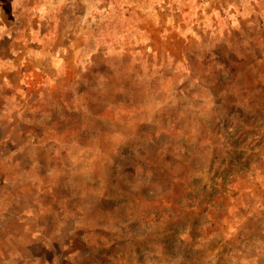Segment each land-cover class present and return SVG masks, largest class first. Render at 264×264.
Wrapping results in <instances>:
<instances>
[{"label":"rangeland","instance_id":"rangeland-1","mask_svg":"<svg viewBox=\"0 0 264 264\" xmlns=\"http://www.w3.org/2000/svg\"><path fill=\"white\" fill-rule=\"evenodd\" d=\"M4 47L89 69L48 103ZM254 67L264 0H0V264H264L220 200L264 154Z\"/></svg>","mask_w":264,"mask_h":264},{"label":"crops","instance_id":"crops-1","mask_svg":"<svg viewBox=\"0 0 264 264\" xmlns=\"http://www.w3.org/2000/svg\"><path fill=\"white\" fill-rule=\"evenodd\" d=\"M198 40L199 37L194 34H192L191 39L184 38L182 41L184 47L181 48V53L179 55L187 56L191 53L194 44L198 42ZM221 41H224V43L228 45L227 47L231 48L230 41L227 42V39L225 38H222L220 42ZM240 41L242 42V39H240ZM259 43L257 44L260 48ZM214 48L217 50L218 46H215ZM245 48L249 51L250 48L252 49L253 47L251 45H247ZM9 50V48L7 50L6 47H4V72H12L16 69H21L22 71H26V73L28 72L29 77H32V83L35 85L34 87L46 88L47 86L49 90L51 89L50 94L54 95V97H48V103H50V98L51 100L60 98L68 88L72 87L74 83L79 80L78 78H83V74L89 69L85 64H79L78 59L73 60V57H71V59H60L59 56L57 59L49 56L46 58V62L37 59L36 62H32V66H30L28 62L24 61V57H22L19 53L15 58L8 55L7 52ZM12 52L17 53L16 51ZM66 52L67 47L63 49V53ZM33 56L37 55L33 53ZM241 60H244V58L242 57ZM254 71L258 74L257 78H259L262 82L264 80V74L261 67H254ZM55 72H60V74H62L61 76H57ZM226 73H228V71ZM57 77L58 79H56ZM54 85L58 87V90L52 91ZM50 94L48 96H50ZM233 183L234 188L230 190L232 193L227 194L226 197H222L220 199L223 201L225 216L233 219L234 213L239 210L241 223L245 224V221H248L249 226L246 228L247 231H263L264 154L254 159L251 166H249L248 171L241 173ZM234 218L236 221L239 220L236 217ZM261 224H263L262 228H256Z\"/></svg>","mask_w":264,"mask_h":264},{"label":"trees","instance_id":"trees-1","mask_svg":"<svg viewBox=\"0 0 264 264\" xmlns=\"http://www.w3.org/2000/svg\"><path fill=\"white\" fill-rule=\"evenodd\" d=\"M69 89H71V87L70 88H68L66 91H65V94H66V92L69 90ZM249 168V167H248ZM248 170V169H247Z\"/></svg>","mask_w":264,"mask_h":264}]
</instances>
